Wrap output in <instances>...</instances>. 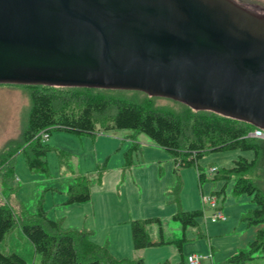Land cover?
Masks as SVG:
<instances>
[{"label":"water","instance_id":"95a60500","mask_svg":"<svg viewBox=\"0 0 264 264\" xmlns=\"http://www.w3.org/2000/svg\"><path fill=\"white\" fill-rule=\"evenodd\" d=\"M0 84L139 91L264 130V13L233 0H0Z\"/></svg>","mask_w":264,"mask_h":264},{"label":"rangeland","instance_id":"374dc122","mask_svg":"<svg viewBox=\"0 0 264 264\" xmlns=\"http://www.w3.org/2000/svg\"><path fill=\"white\" fill-rule=\"evenodd\" d=\"M233 1L254 12L264 13V0ZM103 90L105 95L123 97L143 105L177 112L183 109L177 101L150 97L139 91ZM29 108L27 86L0 84V152H7L20 143ZM248 136L260 140L264 139V132L251 130ZM41 140L50 149L44 156L46 172L30 171L24 155L19 153L12 190L9 194L4 192L17 221L0 240V251L17 254L25 264H38L39 256L22 233L20 222L22 214H36L39 205L62 231L86 230L90 240L105 246L114 258L141 257L146 264L164 261L179 264L182 256L194 253L206 257L202 260L205 264H227L225 259L246 248L255 236L257 227L246 228L239 220L242 213L254 207L250 197L233 195L234 179L227 182L212 180L214 173L211 172V168L219 170L231 166L238 156L249 159L251 152H206L195 165L176 166L175 157L144 134L129 129L105 130L101 124L95 125L93 134L52 129L48 138ZM10 142L13 144L9 146ZM133 145L136 148L130 152L131 165L127 167L124 154ZM199 173L204 174L203 181L198 180ZM79 177L88 181L89 200L63 204L68 186L77 183ZM248 177L264 190L263 171L252 170ZM175 188L179 189L177 195L173 192ZM221 188H224V194L217 198V206L225 218L211 221L214 210L205 200ZM180 209L203 211L198 220L203 235L197 237V229L188 228L179 252L175 241L182 237L183 231L172 215ZM148 218L159 219L162 230L161 235L157 224H148L146 231L150 240L159 242L162 238L167 243L134 250L130 222ZM247 264H264V259H254Z\"/></svg>","mask_w":264,"mask_h":264},{"label":"trees","instance_id":"16d2710c","mask_svg":"<svg viewBox=\"0 0 264 264\" xmlns=\"http://www.w3.org/2000/svg\"><path fill=\"white\" fill-rule=\"evenodd\" d=\"M23 86L29 88L30 108L26 126L21 133L20 143L7 152H0V183L2 184L0 197L5 200L0 202V240L17 221L12 207L4 196V192L8 194L11 192L16 178V155L19 153L24 155L26 166L30 171L45 173L44 156L50 149L42 143L40 132L49 135L52 129H58L74 134H93L95 125L101 124L105 130L129 129L144 134L156 146L175 157L176 166L195 165L206 152L225 150L251 152L252 157L249 159L238 156L232 161L231 166L219 170L214 168L212 180L227 182L234 179L232 194L247 195L254 204V207L242 213L239 219L246 228L257 227L253 240L246 248L239 249L227 257L224 262L247 264L254 259H264V190L248 177V174L255 169L264 172V139L248 136V132L257 129L256 127L210 111H194L182 103L180 104L183 109L180 112L150 104L143 105L123 97L105 95L102 93L105 92L103 89ZM8 144L10 146L13 142ZM135 148V145L131 146L124 154V165L127 167L131 165L130 152ZM204 179V174L199 173L198 180ZM87 182L86 179L79 177L77 183L69 185L63 204L88 201L90 189ZM176 188L173 190L175 195L179 192ZM223 194L224 188H221L211 195L217 199ZM22 215L20 229L39 256L38 264H146L141 257L114 258L105 246H99L90 240L89 232L86 230L62 231L56 221L47 218L40 205L36 214ZM202 216V210L183 211L182 209L172 215V219L181 225L183 231L182 237L175 241L179 252L181 243L186 240L185 231L188 228H196L197 236L203 235V232L200 233L198 222ZM152 223L158 225L162 235L161 221L157 218L130 222L134 250L167 243L162 238L159 242L150 240L146 226ZM185 257H181L179 264H186ZM0 264H25V262L15 253L0 251ZM157 264L169 263L164 261Z\"/></svg>","mask_w":264,"mask_h":264},{"label":"built area","instance_id":"2783aa9c","mask_svg":"<svg viewBox=\"0 0 264 264\" xmlns=\"http://www.w3.org/2000/svg\"><path fill=\"white\" fill-rule=\"evenodd\" d=\"M254 131L256 132H263L260 129H255ZM39 137L43 140H46L48 138V135L44 132H40L39 133ZM214 171V168H211V172ZM209 206L214 210V212L211 214L210 220L211 221H215V220H222L224 219V215L222 214V212L220 211V209H218L217 207V199L214 196H210L209 198H207L205 200ZM204 259V256H202L201 254H189L185 257V263L186 264H201V261Z\"/></svg>","mask_w":264,"mask_h":264},{"label":"crops","instance_id":"0c3cea01","mask_svg":"<svg viewBox=\"0 0 264 264\" xmlns=\"http://www.w3.org/2000/svg\"><path fill=\"white\" fill-rule=\"evenodd\" d=\"M2 201H5L2 197H0V202H2ZM8 202V201H7ZM186 232V231H185ZM200 233H202L201 231H200ZM197 234V233H196ZM186 237V236H185ZM197 237H200V236H197ZM203 246V245H202ZM210 249H212L211 247H210ZM206 257H204V259H205ZM206 262H202L201 261V264H205Z\"/></svg>","mask_w":264,"mask_h":264}]
</instances>
